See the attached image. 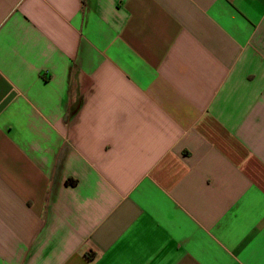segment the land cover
Returning a JSON list of instances; mask_svg holds the SVG:
<instances>
[{
    "label": "crops",
    "instance_id": "1",
    "mask_svg": "<svg viewBox=\"0 0 264 264\" xmlns=\"http://www.w3.org/2000/svg\"><path fill=\"white\" fill-rule=\"evenodd\" d=\"M0 264H264V0H0Z\"/></svg>",
    "mask_w": 264,
    "mask_h": 264
}]
</instances>
